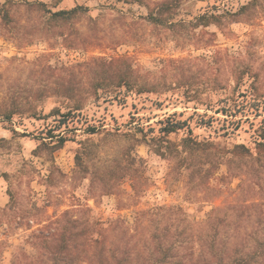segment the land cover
Segmentation results:
<instances>
[{"label":"rangeland","instance_id":"obj_1","mask_svg":"<svg viewBox=\"0 0 264 264\" xmlns=\"http://www.w3.org/2000/svg\"><path fill=\"white\" fill-rule=\"evenodd\" d=\"M12 2L26 27L5 29L0 16V103L20 97L29 111L0 119V264H55L38 238L50 221L120 219L135 233L140 221H206L214 209L264 203V0ZM27 3L90 12L49 31ZM96 57L130 59L144 92L97 99L89 75L82 110L64 118L74 102L49 94L33 115L27 102L55 81L49 66ZM61 137L69 142L53 152ZM241 145L262 160L236 156Z\"/></svg>","mask_w":264,"mask_h":264},{"label":"trees","instance_id":"obj_2","mask_svg":"<svg viewBox=\"0 0 264 264\" xmlns=\"http://www.w3.org/2000/svg\"><path fill=\"white\" fill-rule=\"evenodd\" d=\"M17 4L7 0L0 8L3 28L14 30L26 27L15 15L14 7H20ZM24 6L29 14L43 15L49 31L79 20L90 12L82 6L57 12L48 9L45 3H27ZM172 8V5L163 4L160 10L170 12ZM153 18L155 22L164 23L161 18ZM207 18L202 17V21ZM47 72L48 77L55 78V81L51 85L49 79L47 84H42L36 91L33 102H27L35 110L33 115L38 112L36 102L52 96H58L65 102H74L72 106L68 105L69 111L63 115L64 118L82 110L90 97L80 91V84L89 75L92 76V87L97 99H101L99 92L103 89L112 90L113 92L108 93H116L115 96H119L122 88L138 89L140 92L145 90V85L141 83L142 76L133 62L122 57L110 60L96 57L72 67L49 66ZM27 111L29 110L25 109L20 97H12L10 102L0 103V119L4 122L13 123L17 115H23ZM51 114L63 113L60 109H55ZM181 128L180 123L171 124L165 127V135L169 136ZM13 131L16 132L15 129ZM262 139L264 140V134ZM67 142L69 139L61 137L59 143L52 147L53 152L63 149ZM43 144L48 146V143ZM260 144L264 148V142ZM158 153L163 154L161 151ZM235 153L241 158L259 162L262 160L260 154L255 157L244 145L238 146ZM161 209L157 211L160 212ZM174 209L186 216L179 208L170 207L166 211L172 212ZM225 210L227 212L220 215ZM225 210L214 209L206 221L181 219L168 221L165 225L164 221L159 220L149 221L146 225L140 221L137 227L140 228L135 233L126 229L125 221L120 219L107 223V227L105 222L50 221L49 226L41 229L38 238L48 244L47 248L54 256L55 264H75L78 261L88 264H264V203L243 204ZM252 216L257 221H245ZM116 235L120 238L113 241L112 237H118ZM182 248L186 250L181 252Z\"/></svg>","mask_w":264,"mask_h":264}]
</instances>
